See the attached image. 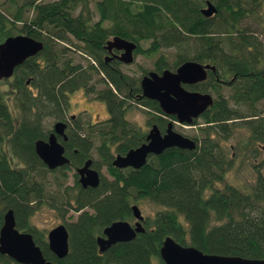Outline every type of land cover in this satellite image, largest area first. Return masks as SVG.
Segmentation results:
<instances>
[{
	"label": "trees",
	"instance_id": "16d2710c",
	"mask_svg": "<svg viewBox=\"0 0 264 264\" xmlns=\"http://www.w3.org/2000/svg\"><path fill=\"white\" fill-rule=\"evenodd\" d=\"M206 2L215 9L209 17L201 14ZM18 34L43 48L0 80V225L10 208L15 227L30 233L43 257L57 264H149L165 236L203 253L264 259V174L248 189L222 175L233 164L222 140L237 125L257 139L263 135L264 113L256 104L264 100V0H1L0 42ZM116 36L133 41L134 54H157L154 71L194 60L219 68V78L243 79L229 88L228 98L216 94L202 113L193 150L166 149L138 169L111 166L114 154L144 141L145 131L126 113L136 104L158 112L155 102L139 96V78L123 72L118 61H104V45ZM164 50L172 51L171 63ZM208 80L214 84L212 76ZM78 89L102 101L107 118L67 124L65 144L77 152L50 171L33 142L45 138L49 123L64 120L69 94ZM88 158L106 174L99 172L96 188H81L73 172V193L63 184L66 171ZM49 174L54 178L47 182ZM141 199L163 208L144 219V231L134 239L98 253L95 236L112 221L131 219L130 205ZM40 204L76 213L64 223L68 251L61 259L29 223ZM10 262L0 254V264Z\"/></svg>",
	"mask_w": 264,
	"mask_h": 264
},
{
	"label": "water",
	"instance_id": "95a60500",
	"mask_svg": "<svg viewBox=\"0 0 264 264\" xmlns=\"http://www.w3.org/2000/svg\"><path fill=\"white\" fill-rule=\"evenodd\" d=\"M215 12L214 7L206 2L201 9L205 17ZM136 44L133 41L113 37L106 41L104 49L105 59L115 58L118 62L128 65L133 61L132 52ZM43 48L41 41L26 35L8 36L0 42V80L9 79L14 68L22 64L27 58L35 56ZM114 51L119 54H114ZM213 71V66L201 64L194 60L180 63L174 71L163 69L159 74L148 71L139 79L140 96L156 102L164 115H172L179 123L190 124L198 118L212 104V97L208 93L188 91L182 84H191L203 81L206 71ZM28 82L26 81V84ZM65 124L62 121L52 123V132L46 140L36 139L33 142V151L48 170H54L69 163L63 155V147L57 141H63L66 136L63 132ZM169 148L193 150L195 142L172 130L171 123H167L165 131L160 134L155 124L148 129L145 141L140 145L128 149L124 154H114L111 166L114 168H140L150 155H158ZM264 150V146H262ZM88 158L74 169L77 183L81 188H96L99 185V173L91 167ZM133 219L130 224L127 220L112 221L104 226L100 234L95 236L98 253H103L110 246L118 242H126L143 232L140 209L136 204L130 205ZM47 249L57 258L66 256L68 251V234L63 224H58L45 233ZM160 258L165 264H264L263 259L244 258L232 255H217L203 253L194 246H182L171 237L162 239L158 250ZM0 254L17 264H57L46 260L39 247L34 243L30 233L19 231L15 227L13 212L10 208L2 213L0 225Z\"/></svg>",
	"mask_w": 264,
	"mask_h": 264
},
{
	"label": "rangeland",
	"instance_id": "374dc122",
	"mask_svg": "<svg viewBox=\"0 0 264 264\" xmlns=\"http://www.w3.org/2000/svg\"><path fill=\"white\" fill-rule=\"evenodd\" d=\"M94 1L95 0H91V3ZM163 54L166 59L165 62L171 63L172 51L164 50ZM156 56L157 54L146 58L141 54H137L131 64L123 66L122 71L138 78L142 71L153 70L152 62ZM81 62L85 63V60L81 59ZM229 104L232 107L239 109V111H245V108L243 107H238L236 104ZM133 107L125 115L126 119L130 122L138 124V126H141L143 129H147L149 127L146 124V118L148 115L144 112L147 110H145V107L138 104L134 105ZM257 109L264 112V100H261L257 103ZM70 114L76 115L74 119H77L83 124L94 122L93 116L95 115L97 116V121H100L107 115L103 102L93 98L89 99L84 95L81 89L69 94L68 110L66 111L64 117V121L67 123L72 121L69 119ZM51 125L52 123H49L47 129H50ZM202 125L203 124L201 123L200 118H197L195 124H183L182 126L176 124L174 126V130L187 137L193 138L194 136L199 135L198 129L202 127ZM259 133H263V135L257 139L252 136L248 129L237 127L225 140H222V145L225 147L227 154H229L233 159L232 168L227 171V176L224 180L226 183L232 184L239 189H248L254 184L255 177L258 173L261 175L264 174V167H262L260 164V162L264 159V151L261 149V147L264 146V130ZM91 157L93 160L98 159L94 152L92 153ZM73 172V169L66 171V178L63 184L64 186L69 187L71 192L74 193L75 189L73 186ZM99 172L102 175L106 174L103 166L99 168ZM49 178H54V175H47V182H49ZM134 204L137 205V207L140 209L141 215L145 218H150L153 216V214H155L156 211H159L163 208L145 199L136 200L134 201ZM61 211H63V209ZM75 216L76 213L71 210H67L62 214L60 211H57L46 204H40L30 215L28 220L32 226H34L39 231H42L45 236V233L49 229L58 224L64 225V223H68L73 220ZM128 221L129 223H132L133 219H129ZM9 264L17 263L10 262Z\"/></svg>",
	"mask_w": 264,
	"mask_h": 264
},
{
	"label": "flooded vegetation",
	"instance_id": "af4514ba",
	"mask_svg": "<svg viewBox=\"0 0 264 264\" xmlns=\"http://www.w3.org/2000/svg\"><path fill=\"white\" fill-rule=\"evenodd\" d=\"M135 49H136V47H135ZM135 49L133 50V52H132V55H133V59H134V57L137 55V54H134V51H135ZM113 53L114 54H119V52H117V51H114L113 50ZM107 54V53H106ZM104 59H105V56H104ZM112 60H115V61H117L115 58H112V59H107V60H104V61H112ZM133 62V61H132ZM131 62V63H132ZM130 63V64H131ZM201 64H208L209 66H213V68H214V70L213 71H210V70H207L206 71V78L203 80V81H200V82H195V83H191V84H188V83H186V84H182V87L184 88V89H186V90H188V91H196V92H200V93H208V94H210V96L212 97V103H213V101H214V98L216 97V94H220L221 96H223V97H225V98H228L229 97V93H230V91H229V88L230 87H232L234 84H237V83H241V82H243V79H240V78H235V74H229V75H227L226 76V78L225 79H223V78H219L218 77V75L217 74H219L220 73V70H219V68H216L212 63H209V62H207V63H201ZM122 65H124V64H122ZM129 65V64H128ZM177 67V66H176ZM175 67V68H176ZM174 68V69H175ZM163 69H168V70H170V71H174V69H171V68H163ZM162 69V70H163ZM162 70H160L159 72H157V71H154V70H147V71H145L144 73L142 72L141 73V75L138 77L139 79H140V77L142 76V75H144V74H146L148 71H154V72H156V73H160ZM210 76H212L213 77V81H214V84H212L209 80H208V78L210 77ZM139 79H138V86H139ZM212 88L215 90V91H217L216 93H214L213 91H212ZM140 89V88H139ZM139 96H140V93H139ZM141 97V96H140ZM141 98H144V97H141ZM146 99V98H145ZM149 100V99H148ZM151 101V100H150ZM261 101V100H260ZM259 101V102H260ZM154 102V101H153ZM156 103V102H155ZM139 105V104H138ZM212 105V104H211ZM142 106V105H141ZM156 106H157V104H156ZM237 106L238 107H243V108H245V109H247L244 105H241V104H237ZM144 107V106H143ZM256 107H257V104H256ZM133 108H135V107H133ZM157 108H158V106H157ZM208 109V108H207ZM206 109V110H207ZM131 110V109H130ZM129 110V111H130ZM145 110H147V111H144L147 115H148V117L146 118V124H147V126H149L147 129L145 128V129H143L141 126H139V127H141L144 131H145V136H146V133H147V131H148V129L150 128V126L152 125V124H155L156 125V127H157V129L159 130V132H160V134H163L164 133V131H165V127H166V124L167 123H171V125H172V130L173 131H175L174 130V126L177 124V125H183V124H186V123H179L176 119H175V117L174 116H172V115H164L160 110H159V108H158V112L157 111H155V110H151V109H148V108H146L145 107ZM205 110V111H206ZM259 110V109H258ZM128 111V112H129ZM204 111V112H205ZM203 112V113H204ZM264 113V112H263ZM127 114V113H126ZM202 115V114H201ZM200 115V116H201ZM200 116L198 117V118H200ZM74 117H76V115H73V114H70L69 115V119H71V120H73L74 119ZM94 117H95V120H94ZM107 118V115H106V117L105 118H103V119H101L100 121H103V120H105ZM125 118H126V116H125ZM153 119H156V122L155 121H153ZM197 119V118H196ZM196 119H194V120H192V122L190 123V124H195L196 123ZM65 120V119H64ZM64 120H62V122L65 124V127H64V130H63V132H64V134H65V132H66V128H67V124H69V123H67V122H65ZM74 120H77V119H74ZM127 120V119H126ZM59 121H61V120H59ZM93 121L94 122H92V123H90V124H93V123H97V122H100V121H97V116L95 115V116H93ZM194 121H195V123H194ZM130 122V121H129ZM131 123H133V122H131ZM135 124V123H134ZM136 125H138V124H136ZM237 127H242V128H244L242 125H237ZM236 127V128H237ZM247 129V128H246ZM46 136H45V138H43L42 140H46V138H47V136L50 134V132H52V125H51V128L50 129H46ZM177 132V131H176ZM179 133V132H178ZM181 134V133H180ZM183 135V134H182ZM66 136V135H65ZM185 136V135H184ZM187 137V136H186ZM188 138H190V137H188ZM56 139H57V141L62 145V147H63V155L68 159V155H71V156H73V155H75L76 154V152H77V150L75 149V148H72V147H69L68 145H66L65 144V142L67 141V139L65 140V141H63L60 137H56ZM192 139V138H191ZM144 141H145V137H144ZM143 141V142H144ZM140 145V144H139ZM261 149H262V147H261ZM263 150V149H262ZM264 151V150H263ZM159 155V154H158ZM150 156H152V155H150ZM154 156V155H153ZM156 156V155H155ZM148 158V157H147ZM39 159V158H38ZM57 169V168H56ZM55 170V169H54ZM50 171H52V170H50ZM99 173V172H98ZM223 175V177H224V180H225V178H226V176H227V173L225 172V173H223L222 174ZM100 176V175H99ZM225 182V181H224ZM221 185H223V184H221ZM220 187V186H219ZM143 223H144V219H143V221H142V227H143V231H144V225H143ZM131 224V223H130ZM142 233V232H141ZM137 234H139V233H137ZM136 234V235H137ZM98 235V234H97ZM135 235V236H136ZM134 239V238H133ZM132 240V239H131ZM130 241V240H129ZM114 245V244H113ZM182 246H185V245H182ZM160 248V247H159ZM159 250V249H158ZM209 254H213V253H209ZM149 264H165L164 262H163V260L160 258V256H159V253H158V255L155 257V258H153L151 261H150V263Z\"/></svg>",
	"mask_w": 264,
	"mask_h": 264
},
{
	"label": "bare ground",
	"instance_id": "6f19581e",
	"mask_svg": "<svg viewBox=\"0 0 264 264\" xmlns=\"http://www.w3.org/2000/svg\"><path fill=\"white\" fill-rule=\"evenodd\" d=\"M143 219H145V217H143ZM199 250V249H198ZM264 260V259H263Z\"/></svg>",
	"mask_w": 264,
	"mask_h": 264
}]
</instances>
